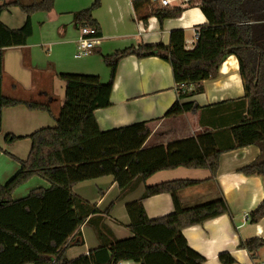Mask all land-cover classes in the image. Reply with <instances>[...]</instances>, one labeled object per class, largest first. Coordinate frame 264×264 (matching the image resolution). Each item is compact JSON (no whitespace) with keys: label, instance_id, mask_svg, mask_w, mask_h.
Wrapping results in <instances>:
<instances>
[{"label":"trees","instance_id":"trees-1","mask_svg":"<svg viewBox=\"0 0 264 264\" xmlns=\"http://www.w3.org/2000/svg\"><path fill=\"white\" fill-rule=\"evenodd\" d=\"M55 0H0V15L13 7L27 17L20 29H9L0 20V113L7 108L24 105L31 111L52 115L51 108L39 102L7 98L2 93L4 53L7 49L25 47L33 34L31 16L50 12ZM136 14L147 23L156 17L160 23L179 18V7L153 8L151 0H132ZM208 24L199 31L192 51L185 49L183 30L170 34L168 45H139L103 55L104 65L110 69L109 82L103 84L98 76L60 74L65 82V103L56 117L54 128H44L27 136L31 140L26 160L15 158L0 148L20 165L19 172L5 185H0V264H119L132 261L138 264H203L204 259L189 248L182 231L209 219L229 214L224 198L193 209H183L179 194L199 182L173 181L146 187L143 196L126 205L132 236L117 239L106 219L115 202L106 210L77 196L76 184L105 176L115 178L119 186L117 200L135 191L149 177L159 171L205 169L216 179L219 159L224 152L248 146L259 148L258 157L240 171L247 176L264 179V0H195ZM101 7V0L73 14L77 29L83 26L95 29V38H101L99 23L93 12ZM234 55L240 67L245 95L238 101H226L200 108L183 104L188 96L204 92L203 83L219 76L223 61ZM129 56L139 59L158 57L171 65L178 97L165 114L166 118L193 111L213 118L221 116L220 127L227 128L228 143L220 142L219 132H204L197 138L174 141L167 146L146 148L151 136L148 122L102 131L95 119V111L111 106V91L119 62ZM195 89L189 91V86ZM184 86V88H182ZM187 87V88H185ZM228 110V111H227ZM228 113V114H227ZM217 119L211 123L216 126ZM215 128V127H214ZM224 136V135H221ZM21 138L7 135V144ZM33 177L49 184L48 189H35L20 200L13 194ZM163 193L171 194L175 212L150 220L143 200ZM251 223L264 217V200L250 215ZM86 223L99 242V247L88 254L69 260L66 255L68 240L78 234ZM79 244H83L81 238ZM264 246L263 240L241 242L239 247L254 254ZM223 263H232L230 256L222 255Z\"/></svg>","mask_w":264,"mask_h":264},{"label":"crops","instance_id":"crops-1","mask_svg":"<svg viewBox=\"0 0 264 264\" xmlns=\"http://www.w3.org/2000/svg\"><path fill=\"white\" fill-rule=\"evenodd\" d=\"M32 1L23 0L24 4ZM168 1L167 7L183 9L179 18L160 23L156 17H150L144 23L140 16L149 12L147 8L136 14L132 0H101V7L93 12V17L101 27L102 36L92 53L83 57L77 56L80 32L73 24V14L89 8L93 0H55L50 12L34 13L30 18L33 34L27 45L7 49L4 53L2 93L7 98L46 104L51 108L52 115L31 111L24 105L4 109L0 113V148L24 161L31 149V140L26 137L38 130L56 126V117L65 103L66 84L59 78L60 74L98 76L106 84L111 71L104 65L103 55L131 46L168 45L170 34L175 30L184 31L185 49L192 51L197 44L200 29L209 22L201 9L194 5L195 0ZM160 2L151 0L153 8H162ZM0 20L9 29H20L27 17L19 8L13 7L3 11ZM203 86V93L188 96L182 103L206 108L242 99L245 89L237 58L234 55L227 57L219 69V76L205 81ZM187 89L192 91L195 86ZM178 92L168 62L158 57L139 59L129 56L122 59L117 67L110 96L111 106L96 110L95 119L102 131L148 122L152 133L145 144L146 148L197 138L207 131L224 132L221 134L224 136L220 135V142L228 143V129L219 125L223 123L221 116L213 118L206 113L204 123L201 122L200 111L165 117L177 100ZM214 119H217L215 128L210 126ZM7 135L21 139L7 144ZM259 152L256 146L224 152L219 159L216 179L205 169L180 167L159 171L121 200H117L120 190L112 176L80 182L73 191L100 210H106L115 202L106 224L117 239L123 240L132 236L126 205L139 200L146 187L181 180L199 182L179 194L181 207L193 209L224 198L230 213L183 229L182 234L189 248L204 259L203 264H228L221 262L222 255L233 259L229 264H264V246L254 254L239 247L241 242L264 241V217L257 223H251L249 217L264 200V179L260 176H247L240 171L251 164ZM19 170L17 161L0 152V185L7 184ZM49 187L43 179L33 177L16 189L13 199L20 200L35 189ZM143 207L150 220L175 212L173 198L169 193L145 198ZM78 232L67 242L69 246L65 255L69 260L99 247L95 233L86 223L81 225ZM81 238L83 244L77 243ZM119 264L138 263L125 261Z\"/></svg>","mask_w":264,"mask_h":264},{"label":"built area","instance_id":"built-area-1","mask_svg":"<svg viewBox=\"0 0 264 264\" xmlns=\"http://www.w3.org/2000/svg\"><path fill=\"white\" fill-rule=\"evenodd\" d=\"M162 7H167L169 5L168 0H161L160 2ZM80 38L77 44V56L83 57L92 53L93 49L98 45L99 38L89 37L95 36V29L83 26L79 29ZM184 87V86H182Z\"/></svg>","mask_w":264,"mask_h":264}]
</instances>
